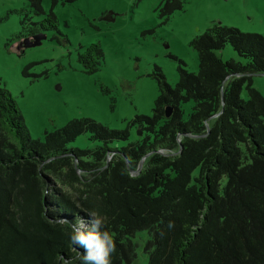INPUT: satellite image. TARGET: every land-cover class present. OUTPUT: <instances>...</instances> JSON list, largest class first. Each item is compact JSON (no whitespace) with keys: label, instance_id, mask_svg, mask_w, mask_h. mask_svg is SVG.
Instances as JSON below:
<instances>
[{"label":"trees","instance_id":"16d2710c","mask_svg":"<svg viewBox=\"0 0 264 264\" xmlns=\"http://www.w3.org/2000/svg\"><path fill=\"white\" fill-rule=\"evenodd\" d=\"M29 1L42 12V0ZM184 5L164 0L162 12ZM57 28L51 12L21 37ZM191 44L199 71L181 69L173 86L156 67L153 114L126 130L85 117L33 138L0 87V264H81L84 250L67 234L93 212L112 237V264H264V93L254 86L264 75V36L213 25ZM227 44L246 61H224L217 51ZM103 55L91 43L78 61L93 73ZM185 101L193 102L187 117ZM83 133L100 145L70 146Z\"/></svg>","mask_w":264,"mask_h":264},{"label":"rangeland","instance_id":"374dc122","mask_svg":"<svg viewBox=\"0 0 264 264\" xmlns=\"http://www.w3.org/2000/svg\"><path fill=\"white\" fill-rule=\"evenodd\" d=\"M163 1L42 0V12H37L29 0H0V87L15 97L33 138L43 139L76 118L126 130L135 116H151L159 94L156 67L173 86L181 69L197 73L198 52L191 42L213 25L264 36V0H185L184 8L170 16L162 12ZM51 12L58 28L44 31L40 45L24 47L21 34L31 27L40 30ZM96 42L104 55L99 70L89 73L78 54ZM217 54L224 61H246L231 44ZM254 86L264 93V75L254 77ZM242 96L248 98L246 88ZM182 108L187 117L193 102H183ZM130 132L133 139L137 129ZM98 145L89 133L70 144L85 149ZM112 157L110 153L106 161ZM140 260L147 256L140 254Z\"/></svg>","mask_w":264,"mask_h":264},{"label":"clouds","instance_id":"9594fccd","mask_svg":"<svg viewBox=\"0 0 264 264\" xmlns=\"http://www.w3.org/2000/svg\"><path fill=\"white\" fill-rule=\"evenodd\" d=\"M85 224L82 220L70 225L68 244L74 249L82 248L81 264H112L114 244L111 235L104 230V219L98 213H89ZM59 223H67L60 218Z\"/></svg>","mask_w":264,"mask_h":264},{"label":"water","instance_id":"95a60500","mask_svg":"<svg viewBox=\"0 0 264 264\" xmlns=\"http://www.w3.org/2000/svg\"><path fill=\"white\" fill-rule=\"evenodd\" d=\"M46 38V33L39 32L33 36H28L22 40L24 47L37 46L42 43V40ZM171 109L168 108L167 115H170Z\"/></svg>","mask_w":264,"mask_h":264},{"label":"built area","instance_id":"2783aa9c","mask_svg":"<svg viewBox=\"0 0 264 264\" xmlns=\"http://www.w3.org/2000/svg\"><path fill=\"white\" fill-rule=\"evenodd\" d=\"M139 170H140V169H138V170H136V171H132V172H131V175H135V174H137V173L139 172Z\"/></svg>","mask_w":264,"mask_h":264}]
</instances>
